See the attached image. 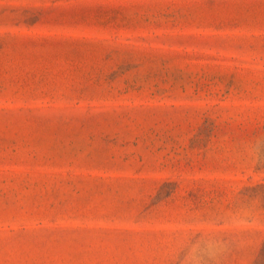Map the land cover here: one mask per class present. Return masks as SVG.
I'll use <instances>...</instances> for the list:
<instances>
[{"label":"rangeland","instance_id":"1","mask_svg":"<svg viewBox=\"0 0 264 264\" xmlns=\"http://www.w3.org/2000/svg\"><path fill=\"white\" fill-rule=\"evenodd\" d=\"M193 241L264 264V0H0V264Z\"/></svg>","mask_w":264,"mask_h":264},{"label":"clouds","instance_id":"2","mask_svg":"<svg viewBox=\"0 0 264 264\" xmlns=\"http://www.w3.org/2000/svg\"><path fill=\"white\" fill-rule=\"evenodd\" d=\"M226 248L222 241H216L212 245L204 242L190 243L185 249V255L182 257L186 264H220V258Z\"/></svg>","mask_w":264,"mask_h":264}]
</instances>
